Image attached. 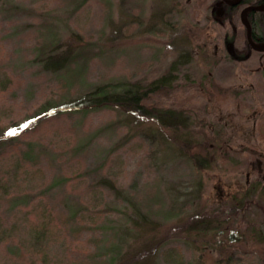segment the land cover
Instances as JSON below:
<instances>
[{"label":"rangeland","instance_id":"obj_1","mask_svg":"<svg viewBox=\"0 0 264 264\" xmlns=\"http://www.w3.org/2000/svg\"><path fill=\"white\" fill-rule=\"evenodd\" d=\"M8 1L0 129L95 85H147L174 63L175 82L146 103L182 112L193 142L179 155L168 131L153 145L143 134L156 137L153 125L127 130L105 110L44 119L21 136L35 145L34 167L16 163L24 144L0 147V264H110L115 253L113 264H264V54L245 51L246 8L221 24L206 20L211 0H88L68 19L87 43L69 84L35 57L42 31L65 36L59 20L81 0ZM18 195L28 200L7 210Z\"/></svg>","mask_w":264,"mask_h":264},{"label":"trees","instance_id":"obj_2","mask_svg":"<svg viewBox=\"0 0 264 264\" xmlns=\"http://www.w3.org/2000/svg\"><path fill=\"white\" fill-rule=\"evenodd\" d=\"M47 1L55 2L57 0ZM87 1L88 0H81V2L71 10L64 11L66 16L59 20L60 27L62 25L64 29H66L65 36H68V40H65V36H63V34L61 35L58 31L60 28L55 31L50 29L42 31L43 37L46 35L47 38L45 36L44 42L41 44L42 48L40 49V53L35 57L36 63L40 65L42 70L49 71L51 74H56L59 77L64 76L67 78L69 84L76 80L77 74L72 67H74L75 61L79 58L87 43L80 34L69 29L68 19L70 18V15L77 12ZM208 1L210 0H198V9L204 8ZM8 2L13 3L12 0ZM209 6L211 10L210 18H206V20H216V22L221 24L230 23L240 7L247 8L246 19L251 29L250 35L252 41L256 45L264 44V9H260V7L264 6V0H239L235 4H227L222 0H211ZM53 12L54 10L52 8L46 7L40 11V15L47 21L48 18H52ZM241 26L243 28L242 36L246 53L253 51L256 54H264V49L254 51L251 48L247 41L246 28L244 24ZM228 43H234V39L229 37ZM227 55L229 56V53ZM174 66L175 64L173 63L172 67L166 74L157 77L147 85H141L138 82L100 84L95 85L91 89L80 94L72 95L60 100H48L39 105L31 115L23 118L22 122L17 126H6L5 128L4 124L2 126L3 128L0 129L3 132L0 134V147L5 146V150H8V144L13 143L11 146L14 145L18 147H20L21 144H24L22 147L23 149L21 148L19 150V157L16 163H22L28 167H34L38 163L36 159L37 156L33 150L35 145L30 141L25 143L24 141L22 142L21 136L24 137L26 134L33 132V130H35L44 119L60 115H86L90 112L105 110L111 111L115 116L117 115L119 122L121 121L127 130H130L133 126H140L137 124L141 120L149 123V125L146 126L148 128L153 125L152 130H154V132L157 131L158 133L156 137L149 136L152 134L151 132L145 133L147 129H145L143 133L146 135L145 139L150 141L153 140L151 142L153 145H157V142H155L156 139H158L159 142H162L164 132L168 131L170 140L167 144H172L178 151L182 146L185 149L192 150L191 143L193 141H191L189 130L187 131L185 126L186 119L183 113L171 109H162L157 105L146 103L152 94L171 87L172 83L175 82L176 74L174 72L176 69ZM182 156H186V158L193 164H195L194 162H197L194 155H190V153H185ZM260 157H262L261 160L264 161V153H261ZM259 181L260 180H257L256 182ZM101 183L103 187L118 191V188L106 178H103ZM251 184L255 185L254 183ZM0 193H2L0 196H3L4 191L0 189ZM24 196L25 195H20V197L19 195L15 197L13 196L7 200V210L15 208L16 204L21 200L27 201L28 196L27 198ZM6 228L7 227H5V234L7 233ZM1 234L2 233L0 232V235ZM121 248V245H114V247H111V249H114V252L120 251ZM116 257L117 253H115V256L109 260L110 264H113Z\"/></svg>","mask_w":264,"mask_h":264},{"label":"flooded vegetation","instance_id":"obj_3","mask_svg":"<svg viewBox=\"0 0 264 264\" xmlns=\"http://www.w3.org/2000/svg\"><path fill=\"white\" fill-rule=\"evenodd\" d=\"M222 1H224L225 3H227V4H230V3H228V2H232V1H228V0H222ZM237 3V2H236ZM235 4V3H234ZM263 7V8H262ZM262 7H260V9H264V6H262ZM246 10H247V8H246ZM246 13H247V11H245V15H246ZM241 16H242V13H241ZM247 23V22H246ZM244 24V23H243ZM248 24V23H247ZM249 25V24H248ZM245 26V25H244ZM250 27V26H249ZM246 28V27H245ZM250 31H251V29H250ZM250 31H249V36H250V39H251V43L255 46V47H258V46H256V44L255 43H253V41H252V38H251V35H250ZM246 37H247V30H246ZM247 41H248V39H247ZM248 43H249V41H248ZM251 43H249V45L251 46V48L253 49V50H263V49H254L253 47H252V45H251ZM229 46L231 47V50H229ZM264 47V46H263ZM263 47H260V48H263ZM227 50H228V53L230 54V55H232V44L231 45H228L227 46Z\"/></svg>","mask_w":264,"mask_h":264},{"label":"water","instance_id":"obj_4","mask_svg":"<svg viewBox=\"0 0 264 264\" xmlns=\"http://www.w3.org/2000/svg\"><path fill=\"white\" fill-rule=\"evenodd\" d=\"M238 1H239V0H235V1H233V2H228V3H230V4H234V3L238 2ZM244 14H245V12L242 11V16H243ZM244 25H245L246 30H247V39H248L249 43H251V39H250V36H249L250 27H249V25H248L246 22H244ZM251 45H252V47H253L254 49H264V47H263V48L255 47L252 43H251ZM229 50H231V47H230V46H229Z\"/></svg>","mask_w":264,"mask_h":264}]
</instances>
